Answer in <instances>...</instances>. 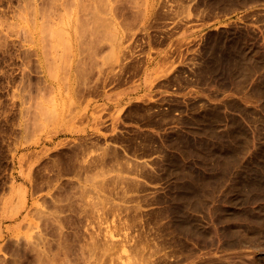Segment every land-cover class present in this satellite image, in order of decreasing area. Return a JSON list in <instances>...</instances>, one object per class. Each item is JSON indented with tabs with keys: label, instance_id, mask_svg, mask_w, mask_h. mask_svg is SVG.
Here are the masks:
<instances>
[{
	"label": "rangeland",
	"instance_id": "1",
	"mask_svg": "<svg viewBox=\"0 0 264 264\" xmlns=\"http://www.w3.org/2000/svg\"><path fill=\"white\" fill-rule=\"evenodd\" d=\"M0 264H264V0H0Z\"/></svg>",
	"mask_w": 264,
	"mask_h": 264
},
{
	"label": "bare ground",
	"instance_id": "2",
	"mask_svg": "<svg viewBox=\"0 0 264 264\" xmlns=\"http://www.w3.org/2000/svg\"><path fill=\"white\" fill-rule=\"evenodd\" d=\"M243 237V236H242ZM244 239V238H243ZM245 241H246V239H245Z\"/></svg>",
	"mask_w": 264,
	"mask_h": 264
}]
</instances>
